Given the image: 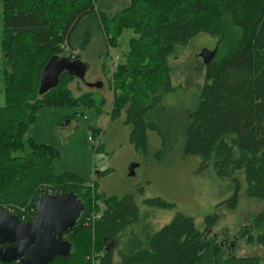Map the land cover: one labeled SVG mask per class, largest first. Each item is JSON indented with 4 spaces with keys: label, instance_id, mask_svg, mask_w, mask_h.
I'll list each match as a JSON object with an SVG mask.
<instances>
[{
    "label": "trees",
    "instance_id": "obj_1",
    "mask_svg": "<svg viewBox=\"0 0 264 264\" xmlns=\"http://www.w3.org/2000/svg\"><path fill=\"white\" fill-rule=\"evenodd\" d=\"M104 1L2 0L7 64L0 107V209L29 223L42 195L74 193L84 206L77 226L65 236L72 243L71 255L51 264H114L115 252L109 245L123 239L140 219L132 195H106L95 182L66 173L55 175L54 148L25 139L42 107L95 108L92 94L73 95L70 84L79 79L66 72L57 88L39 93L42 71L61 54L62 46L74 52L77 44L85 50L92 43L90 32L79 38L80 43L77 40L90 18L105 37L106 56L118 47L124 31L135 35L123 55L126 60L117 64L110 88L112 118L123 119L131 142L142 154L140 144H145L146 133L161 135L148 119L150 113L175 90L169 56L200 35L216 40L218 53L205 65L198 105L187 116L182 153L213 157L222 178L242 171L247 195L264 200V0H128L113 13ZM72 52L67 58L81 60ZM237 201L235 193L226 201L227 208H235ZM145 204L174 207L162 199ZM218 219L206 217L202 232L194 218L178 215L159 231L146 233L138 246L125 244L119 264H264L258 255H236L237 239L264 247V208L231 244L207 237Z\"/></svg>",
    "mask_w": 264,
    "mask_h": 264
},
{
    "label": "rangeland",
    "instance_id": "obj_2",
    "mask_svg": "<svg viewBox=\"0 0 264 264\" xmlns=\"http://www.w3.org/2000/svg\"><path fill=\"white\" fill-rule=\"evenodd\" d=\"M127 2L105 0L104 6L113 13ZM91 21L95 23L96 20L90 18L82 25L77 40L80 43L85 33L90 32L94 36L92 43L85 50L77 44L74 52L62 46L61 54L57 56L67 58L72 52L88 64L86 82L76 80L70 84V89L76 98L84 93L92 94L95 108L42 107L37 111L25 139L33 138L54 148L57 153L52 166L55 175L66 173L86 182H95L99 192L106 195L134 197L140 219L128 229L123 239L109 245L115 252L114 264L121 262L120 252L125 244L128 248L138 246L146 233L159 231L178 215L194 218L196 227L202 232L206 230L205 218L217 216L218 222L207 232V237L233 243L241 229L263 210L264 200L247 195L242 171L231 178H222L217 173L213 157L204 159L182 153L187 116L198 105L197 98L206 71L199 55L204 48H215L216 40L200 35L188 46L176 48L169 56L171 84L175 90L150 113L148 119L159 128L161 135L157 131H148L145 144H140L142 154L131 142L130 128L123 125V119L112 118L113 74L117 64L126 60L123 55L129 51V41L135 35L132 31H124L118 47L111 48L106 56L105 37ZM4 40L3 3L0 0V107L4 105V69L7 64ZM98 82L103 84L102 88H89L85 84ZM27 152L28 149L24 154ZM134 163L139 168L135 176H130L129 168ZM235 193L237 204L229 209L226 201ZM149 199H162L174 207H149L145 204ZM101 206L104 208V204ZM236 244L237 256L258 255L264 258V247L248 244L245 239H237Z\"/></svg>",
    "mask_w": 264,
    "mask_h": 264
},
{
    "label": "water",
    "instance_id": "obj_3",
    "mask_svg": "<svg viewBox=\"0 0 264 264\" xmlns=\"http://www.w3.org/2000/svg\"><path fill=\"white\" fill-rule=\"evenodd\" d=\"M219 47L204 48L200 57L205 65L217 55ZM88 66L82 60L52 57L40 78V95L59 86L63 73L85 81ZM89 88H102L103 84L86 83ZM68 122L65 123V125ZM139 165L129 168L135 176ZM84 212L78 196L67 193L60 196L42 195L37 202L36 216L29 223H22L5 209H0V262L2 264H51L56 258L67 259L72 253V243L65 237L73 230ZM234 247V246H233Z\"/></svg>",
    "mask_w": 264,
    "mask_h": 264
},
{
    "label": "flooded vegetation",
    "instance_id": "obj_4",
    "mask_svg": "<svg viewBox=\"0 0 264 264\" xmlns=\"http://www.w3.org/2000/svg\"><path fill=\"white\" fill-rule=\"evenodd\" d=\"M208 49L213 50L214 48H208ZM85 84H86V83H85Z\"/></svg>",
    "mask_w": 264,
    "mask_h": 264
},
{
    "label": "built area",
    "instance_id": "obj_5",
    "mask_svg": "<svg viewBox=\"0 0 264 264\" xmlns=\"http://www.w3.org/2000/svg\"><path fill=\"white\" fill-rule=\"evenodd\" d=\"M93 138V137H92ZM92 138H90V140L92 141Z\"/></svg>",
    "mask_w": 264,
    "mask_h": 264
}]
</instances>
